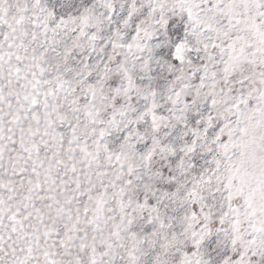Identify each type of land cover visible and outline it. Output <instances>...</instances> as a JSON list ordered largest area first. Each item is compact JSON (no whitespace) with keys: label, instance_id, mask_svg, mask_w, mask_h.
<instances>
[{"label":"snow or ice","instance_id":"1","mask_svg":"<svg viewBox=\"0 0 264 264\" xmlns=\"http://www.w3.org/2000/svg\"><path fill=\"white\" fill-rule=\"evenodd\" d=\"M0 264H264V0H0Z\"/></svg>","mask_w":264,"mask_h":264}]
</instances>
